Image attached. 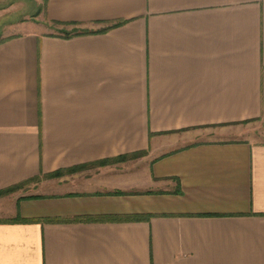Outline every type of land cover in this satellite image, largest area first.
Masks as SVG:
<instances>
[{
    "label": "crops",
    "instance_id": "crops-1",
    "mask_svg": "<svg viewBox=\"0 0 264 264\" xmlns=\"http://www.w3.org/2000/svg\"><path fill=\"white\" fill-rule=\"evenodd\" d=\"M5 11L0 264H264V0Z\"/></svg>",
    "mask_w": 264,
    "mask_h": 264
},
{
    "label": "rangeland",
    "instance_id": "rangeland-1",
    "mask_svg": "<svg viewBox=\"0 0 264 264\" xmlns=\"http://www.w3.org/2000/svg\"><path fill=\"white\" fill-rule=\"evenodd\" d=\"M14 7H11V3L7 4V2L3 3L0 2V10H6L4 13V20L8 18H12L11 20H8L12 22L14 20L13 24H15V31L21 26H23L25 23L34 22L36 24L41 25L42 29H45L47 31L49 30H58L54 28L53 25L45 21V18L43 16V2L40 4L36 3L34 0H15ZM70 30L73 29H87L83 27H75V26H67ZM2 30V29H1ZM253 131L260 132V127H255ZM251 131V132H253ZM251 134V133H248ZM248 136V135H246ZM139 155H134L133 159L138 158ZM28 183H25L26 185Z\"/></svg>",
    "mask_w": 264,
    "mask_h": 264
},
{
    "label": "trees",
    "instance_id": "trees-1",
    "mask_svg": "<svg viewBox=\"0 0 264 264\" xmlns=\"http://www.w3.org/2000/svg\"><path fill=\"white\" fill-rule=\"evenodd\" d=\"M42 2H43V6H44L46 0H42ZM59 32L61 33L62 36H65V37H68L71 34H78V33H94V31H90V30H87V29H81V30H78V29H73V30L62 29ZM143 153L144 152H137V153L133 154L132 157L134 155H141ZM24 183H26V182L20 183L18 185H15L13 187L7 188L5 190H1L0 191V196L3 195V194H6L8 192H10L14 188L16 189V188L20 187ZM146 217H147L146 215L145 216H143V215H128V216H121V217H112L110 219H113V220H116L117 219V220H124V221H137V220L145 219ZM15 221H25V220L16 218Z\"/></svg>",
    "mask_w": 264,
    "mask_h": 264
}]
</instances>
